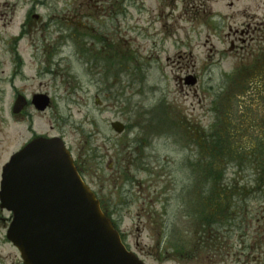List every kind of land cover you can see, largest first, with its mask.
I'll return each mask as SVG.
<instances>
[{
	"label": "rangeland",
	"instance_id": "1",
	"mask_svg": "<svg viewBox=\"0 0 264 264\" xmlns=\"http://www.w3.org/2000/svg\"><path fill=\"white\" fill-rule=\"evenodd\" d=\"M30 1L0 0L1 39L19 31ZM243 2L46 0L38 8L44 21L35 38L47 55L52 47L61 54L52 65L56 78L30 63L27 81L17 83L48 91L57 103L55 111L36 118L35 128L47 132L55 124V134L66 140L84 177L147 264H229L232 244L239 235L241 248L250 243L245 229L258 224L256 213L264 209V75L252 48L228 52L234 30L247 21L234 14ZM253 2L250 12L264 16V0ZM75 7L76 43L68 20ZM257 44L255 50L264 47ZM7 65L0 84V169L29 136L27 125L10 113ZM32 67H40L41 75L33 77ZM190 77L195 84L186 82ZM114 121L125 130L117 132ZM216 132L221 143L203 155L212 156L211 170L223 180L216 178L212 204L206 201L209 187L201 186L206 207H199L190 163L200 161L198 147L207 148ZM210 174L204 171L206 178ZM211 213L217 214V238L225 247L215 258L216 241L197 243ZM0 264H23L2 229Z\"/></svg>",
	"mask_w": 264,
	"mask_h": 264
},
{
	"label": "water",
	"instance_id": "2",
	"mask_svg": "<svg viewBox=\"0 0 264 264\" xmlns=\"http://www.w3.org/2000/svg\"><path fill=\"white\" fill-rule=\"evenodd\" d=\"M0 198L14 212L8 237L25 264H145L127 249L61 138H38L13 155Z\"/></svg>",
	"mask_w": 264,
	"mask_h": 264
},
{
	"label": "flooded vegetation",
	"instance_id": "3",
	"mask_svg": "<svg viewBox=\"0 0 264 264\" xmlns=\"http://www.w3.org/2000/svg\"><path fill=\"white\" fill-rule=\"evenodd\" d=\"M243 1L244 2L242 4L239 3L236 5L234 14H241L242 17L247 19V21L244 20L241 23L239 30H234V37L232 41H230V50L228 52L241 53V50H243L244 52L247 51L248 53V51L252 48L250 55H255L257 60L261 63V72L264 75V47L257 46V50L253 48L255 44L264 42V16L262 14L260 15L259 13L254 14L250 12L254 6L253 0ZM46 4V0H31L28 5V11L26 12L25 17L19 26V31L13 34L9 39L0 38V84L3 82L1 75L6 72L3 67L5 64H8L7 66L10 73L8 82L12 89L10 113L13 115V117L19 118L24 124H26L29 132V136L22 144V147L38 137L52 138L59 136L58 134H55V124L51 123L50 130L47 132H39L35 128L36 118L38 116H41L48 111H55L57 103L54 100L53 95L48 91L43 90L30 91L31 88H29L28 85L24 87L17 85V83L20 81H27L26 68L30 63H40L42 65L40 66L41 69L44 70H40V67H36L37 69L32 67L31 72L33 71V77L35 75L38 77L43 71L45 75L47 74L56 78V75L54 74L56 70L54 71L52 65L56 64L61 53L58 51L57 47H52L47 55L44 44L41 45L39 42V36L38 38H35L39 32V24L44 21L43 16L38 12V8H44ZM231 5L234 7L233 3H231ZM77 13L78 7H75L73 13L74 15H70V18L72 19H68L71 25L70 30L72 31V34L69 36L74 40L75 43L77 39L76 32L78 28V23L75 19ZM53 21H55V19L52 17L50 22ZM61 41L62 40H60V42ZM238 42L239 45H237ZM58 44L59 43H57V45ZM42 48H44L43 51ZM76 55H78L77 52ZM60 60H64V58H60ZM255 63L258 65V62H253L252 64ZM19 99L20 103L17 104ZM43 107L45 108L43 109ZM2 168L3 166L0 169V180ZM221 206L222 204L218 207L220 208ZM255 217L258 224L255 227H253L251 224L250 228L247 227L245 229V236L249 238L250 243H243V248H241L242 235H239L240 242L235 241L231 246L229 252V264H264V209L257 211ZM12 218V212L2 208L0 203V229L4 230V238L7 243L15 248L13 244L7 239V231ZM237 225L239 227H235V231L240 233L242 225ZM222 226L223 225L221 223L220 227ZM224 248L225 247L223 243L220 241L219 234L215 242L214 257L216 254L218 257H221ZM219 264H226V260H221Z\"/></svg>",
	"mask_w": 264,
	"mask_h": 264
},
{
	"label": "trees",
	"instance_id": "4",
	"mask_svg": "<svg viewBox=\"0 0 264 264\" xmlns=\"http://www.w3.org/2000/svg\"><path fill=\"white\" fill-rule=\"evenodd\" d=\"M165 116L167 117V113H165ZM163 118L162 123H164V120L166 119ZM160 123V122H159ZM221 136L218 132L212 134L210 137H208V142H209V146L206 148L205 146L203 147H198L199 148V155H200V161L197 162H192L190 163V168L193 169V176H194V183L193 186L195 189H197V187H201V186H207L209 187V191L211 193V196L206 200L207 202L211 203L214 201L215 199V195H217V192H219L218 190H216L214 187H216V185L223 180V176L222 173L216 169L211 170L213 167V163L212 161V156L209 154H205L203 155V152L205 150H208L210 153L213 152V146H218L217 144L221 143ZM217 143V144H216ZM208 151L206 153H208ZM205 157H207L208 159L205 160ZM210 164V165H209ZM209 166V167H208ZM263 166V165H262ZM207 168V169H206ZM203 170V171H201ZM261 170V169H260ZM204 171L211 173L210 175L207 176V178L204 176ZM216 178H218V183H216ZM206 179V181H205ZM220 186H224V184L220 185ZM201 189V188H200ZM221 191V190H220ZM205 192V190H204ZM103 203V202H102ZM206 207V204H205ZM207 207H210V205H208ZM103 208L105 209V211L108 212L105 204L103 203ZM205 219H204V232L202 233L201 237L199 239H197V243L198 242H202L203 240H205V242L210 241H216L217 239V229L218 226L216 227V225L219 223V219L217 220V214H206L205 215ZM213 225H215V228H213ZM182 245H178L176 246V249L179 253H177L178 255H182V250L180 248H182ZM213 248H214V243H213ZM183 249V248H182ZM213 257V256H212Z\"/></svg>",
	"mask_w": 264,
	"mask_h": 264
}]
</instances>
